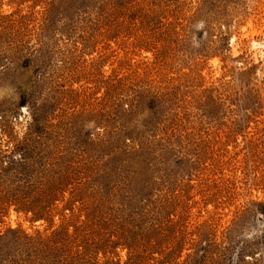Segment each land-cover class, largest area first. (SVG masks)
Listing matches in <instances>:
<instances>
[{"label":"rangeland","instance_id":"obj_1","mask_svg":"<svg viewBox=\"0 0 264 264\" xmlns=\"http://www.w3.org/2000/svg\"><path fill=\"white\" fill-rule=\"evenodd\" d=\"M0 264H264V0H0Z\"/></svg>","mask_w":264,"mask_h":264}]
</instances>
